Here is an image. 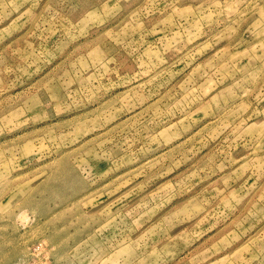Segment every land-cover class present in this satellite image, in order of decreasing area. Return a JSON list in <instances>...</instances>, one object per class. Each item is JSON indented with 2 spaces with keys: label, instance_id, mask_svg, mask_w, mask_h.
<instances>
[{
  "label": "rangeland",
  "instance_id": "1",
  "mask_svg": "<svg viewBox=\"0 0 264 264\" xmlns=\"http://www.w3.org/2000/svg\"><path fill=\"white\" fill-rule=\"evenodd\" d=\"M0 264H264V0H0Z\"/></svg>",
  "mask_w": 264,
  "mask_h": 264
}]
</instances>
